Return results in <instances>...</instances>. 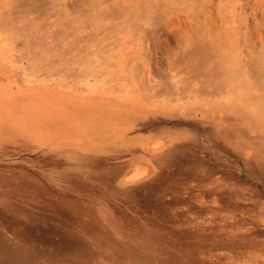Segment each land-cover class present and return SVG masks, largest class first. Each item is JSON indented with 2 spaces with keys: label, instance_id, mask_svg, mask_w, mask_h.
Wrapping results in <instances>:
<instances>
[{
  "label": "rangeland",
  "instance_id": "obj_1",
  "mask_svg": "<svg viewBox=\"0 0 264 264\" xmlns=\"http://www.w3.org/2000/svg\"><path fill=\"white\" fill-rule=\"evenodd\" d=\"M0 17L6 203L74 223L102 264L247 247L230 220L200 225L192 191L264 203V0H0Z\"/></svg>",
  "mask_w": 264,
  "mask_h": 264
},
{
  "label": "bare ground",
  "instance_id": "obj_2",
  "mask_svg": "<svg viewBox=\"0 0 264 264\" xmlns=\"http://www.w3.org/2000/svg\"><path fill=\"white\" fill-rule=\"evenodd\" d=\"M2 29L7 30L5 27ZM33 58L31 57L32 60ZM173 61H177L176 57L172 60L170 59L168 65H174V67L172 66L174 73L176 75L180 74L182 65H175ZM30 64L33 70L32 75L35 77L32 80L36 79V76L40 75L39 73H44L42 71L37 73L38 70H42L39 63L38 65H36V62ZM32 64L36 66L34 67ZM72 72V70H69V73ZM82 75L84 76L85 72ZM101 82L103 83L105 80ZM3 183L6 184L8 181H3ZM220 188L224 192V187L220 186ZM15 193L18 194V192ZM192 194V204H197L195 202H198L199 207L202 205L201 208L210 211L203 214L197 210L184 209L185 207H181L178 204V210L183 208L179 211L182 218H195L200 213L198 217L206 221L200 225L206 230L213 229V221L211 220L216 221L220 218L230 220L233 226L231 229L233 234L243 236L233 237L232 239L241 242L246 241L247 243V247L240 249L234 254L229 252L227 248L226 255L223 252L222 254L224 255L222 257L219 253H213L207 257L208 261L214 264H264V232L251 223L252 218L264 219V203L258 190L247 186L231 187L229 185L225 187L223 198L214 197L215 193L211 195L213 198L208 194L206 196L200 188L194 189ZM226 194L229 195L227 199ZM1 198L5 202L0 203V264H102L97 259L98 256L94 254L95 249L92 244L74 230V223L60 221V218L53 216L55 214L43 216L21 207H13L6 203L5 195H0ZM190 206V208H193L192 205ZM219 209L221 210L220 212ZM212 210L213 212H211Z\"/></svg>",
  "mask_w": 264,
  "mask_h": 264
},
{
  "label": "crops",
  "instance_id": "obj_3",
  "mask_svg": "<svg viewBox=\"0 0 264 264\" xmlns=\"http://www.w3.org/2000/svg\"><path fill=\"white\" fill-rule=\"evenodd\" d=\"M8 102V103H12L9 99H5V102L4 104ZM32 103V99L30 100V103H29V99L27 98L25 101H19L18 103H16V107H18V109L21 111V112H26L27 111V108L28 106ZM0 104H1V100H0ZM3 104V105H4ZM23 115V114H22Z\"/></svg>",
  "mask_w": 264,
  "mask_h": 264
}]
</instances>
